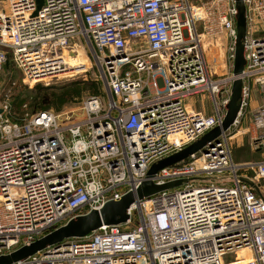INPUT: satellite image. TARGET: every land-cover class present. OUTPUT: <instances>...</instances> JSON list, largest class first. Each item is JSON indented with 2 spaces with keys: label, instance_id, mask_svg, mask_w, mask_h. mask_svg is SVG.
Returning a JSON list of instances; mask_svg holds the SVG:
<instances>
[{
  "label": "built area",
  "instance_id": "obj_1",
  "mask_svg": "<svg viewBox=\"0 0 264 264\" xmlns=\"http://www.w3.org/2000/svg\"><path fill=\"white\" fill-rule=\"evenodd\" d=\"M3 1L0 82L8 51L32 85L58 79L84 41L107 97L84 100L81 121L42 111L22 124L0 102V258L135 192L154 164L222 126L240 78L230 128L152 179L182 186L132 204L126 223L14 264H224L229 255L245 260V249L244 264H264V0H244L239 76L236 0H43L39 10L38 0ZM206 44L223 53L221 74L209 69ZM254 92L261 102L251 109ZM204 93L210 116L188 105ZM243 135L262 152L259 162H234L233 142Z\"/></svg>",
  "mask_w": 264,
  "mask_h": 264
},
{
  "label": "water",
  "instance_id": "obj_2",
  "mask_svg": "<svg viewBox=\"0 0 264 264\" xmlns=\"http://www.w3.org/2000/svg\"><path fill=\"white\" fill-rule=\"evenodd\" d=\"M43 0H38V10L41 8ZM238 8L237 17V40H236V58L234 64V75L239 76L243 73L246 60L244 56L243 40L246 37V7L244 0H236ZM37 15V12L36 14ZM89 49L95 56L94 49L89 43ZM71 54V53H70ZM243 82L240 78L234 81L231 103L222 126H218L205 134L196 143L190 145L179 153L166 158L154 164L148 173V180L145 181L135 192L125 195L120 201H110L100 210H92L89 213L70 221L49 234L38 239L29 246H24L10 255L0 258V264H14L18 261L32 257L39 252L46 251L51 247H59L67 241L78 238H85L97 231L103 225H119L126 223L129 219V209L132 204L142 201L145 198L156 195L166 190H171L182 186L183 181H175L164 185H157L152 181L153 177L164 168L173 166L187 160L192 154H195L207 145L218 139L223 132L227 131L235 120L240 110V98L242 94ZM2 110L0 109V114ZM252 187L257 188L255 184L246 180Z\"/></svg>",
  "mask_w": 264,
  "mask_h": 264
},
{
  "label": "rangeland",
  "instance_id": "obj_3",
  "mask_svg": "<svg viewBox=\"0 0 264 264\" xmlns=\"http://www.w3.org/2000/svg\"><path fill=\"white\" fill-rule=\"evenodd\" d=\"M210 0H202V2H208ZM7 2L3 1L0 2V8L1 7H7ZM75 51L78 52L77 56H79V64L83 63V66L80 70V73H76L74 76L69 78H63V79H55L47 82H40L37 84H42V86H50V88H53L54 90H58L62 88L63 86L69 85L73 82L80 81L88 83L86 86H89L92 83H98L100 86V96L107 97V89L105 82L102 78L103 70L100 64L97 62L95 56L91 53L89 47L86 45V43L83 41V43H77V46L73 47ZM205 53L208 58V65L209 69L212 72H217L221 74V69L223 66L221 63L223 62L224 55L221 51H212L209 49L208 45H205ZM8 54L12 57V52L8 51ZM13 58V57H12ZM75 62L71 61V66L74 65ZM32 82V85L25 80V76L23 72L16 68L12 63L7 64V68L4 71L3 75H1V82H0V102L8 101L10 105H14L15 97H20V99H27L26 109H23L27 111L28 114L36 113L34 112L36 110V107H31L30 103H32L34 100L35 93L33 92V88L37 85ZM93 96L92 93L89 92V90L84 91V94L80 100L77 102H74L72 104H67L62 111L54 112L61 115L63 120H70V121H76V120H84L83 115L81 113V105L84 100L87 98ZM196 102L193 104V102ZM106 101H104L105 103ZM188 103L192 105V109L194 111H203L205 110V114H210V107L212 102L210 101L208 94H200L195 96V98H191L188 100ZM24 104V105H25ZM14 109V107H13ZM22 109V110H23ZM203 109V110H202ZM25 112V111H24ZM39 112V111H37ZM250 135H243V137H239L238 139H234L233 146H234V153H233V159L235 163H247V162H259L261 157V151L255 150L251 141ZM261 189L263 191L264 196V181L261 182ZM135 222L139 220L137 216H134ZM234 257L229 255L226 257V263H229L233 261ZM239 264V263H237Z\"/></svg>",
  "mask_w": 264,
  "mask_h": 264
},
{
  "label": "trees",
  "instance_id": "obj_4",
  "mask_svg": "<svg viewBox=\"0 0 264 264\" xmlns=\"http://www.w3.org/2000/svg\"><path fill=\"white\" fill-rule=\"evenodd\" d=\"M8 63H12L16 68H18L11 55L8 54V60L3 67L2 75L6 70ZM87 84L88 83L86 82L81 83L80 81H77L69 85L63 86L58 90H54L53 88H50V86H42V84H37L33 88V92L35 93V96L33 98L34 101L30 103V106L32 107L34 105L33 107H36V110L34 111L36 113H38L37 111L42 112V111H52V110L56 112H60L67 104H72L80 100L84 94V91L86 90H89V92L92 93L93 96L101 95L100 86L98 83H92L89 86H86ZM26 102L27 99L24 98L20 99L19 96H17V98L15 97V102L13 105L14 109L11 105L13 122L20 124L25 122V118H26L25 116L28 114L27 111L24 110L27 107V104H25ZM210 114H211V107H210ZM234 149L235 148H233V150Z\"/></svg>",
  "mask_w": 264,
  "mask_h": 264
},
{
  "label": "bare ground",
  "instance_id": "obj_5",
  "mask_svg": "<svg viewBox=\"0 0 264 264\" xmlns=\"http://www.w3.org/2000/svg\"><path fill=\"white\" fill-rule=\"evenodd\" d=\"M78 52L77 51H74L73 53L69 54L68 56V68H67V71L64 72L62 75H60L59 79H63V78H69V77H72L74 76L76 73H80L81 71H78L80 70L82 67L80 66H83V63L79 64V56H77ZM71 61L75 62L74 65H72V67L70 68L71 66ZM45 80V79H44ZM45 81H48V80H45ZM37 82V81H35ZM34 82V83H35ZM239 256H247L245 260H240L239 262L244 264L246 262V260H248L249 258H251V256L248 255V250L245 249V250H242L239 252Z\"/></svg>",
  "mask_w": 264,
  "mask_h": 264
},
{
  "label": "crops",
  "instance_id": "obj_6",
  "mask_svg": "<svg viewBox=\"0 0 264 264\" xmlns=\"http://www.w3.org/2000/svg\"><path fill=\"white\" fill-rule=\"evenodd\" d=\"M260 95H258V93L257 92H254V94H253V97H252V101H251V109H255L259 104H260ZM196 102L194 101L193 102V104H195ZM192 103H191V105L190 104H188L191 108H192V105H193ZM201 111V110H200ZM249 124V122L247 121V122H245V125H244V127H247V126H249L248 125ZM234 148V147H233ZM233 153H234V150H233ZM261 157H262V152H261ZM239 164H245V163H239ZM237 263H239V264H242V263H240L239 261L237 262V261H233V262H231V263H225L224 262V264H237Z\"/></svg>",
  "mask_w": 264,
  "mask_h": 264
}]
</instances>
